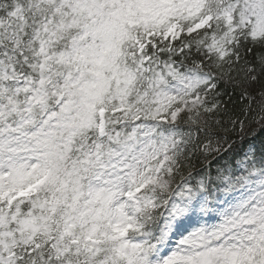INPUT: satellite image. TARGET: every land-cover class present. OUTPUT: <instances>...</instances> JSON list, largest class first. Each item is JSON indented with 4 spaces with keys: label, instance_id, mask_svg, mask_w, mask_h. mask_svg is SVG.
I'll return each instance as SVG.
<instances>
[{
    "label": "snow or ice",
    "instance_id": "snow-or-ice-1",
    "mask_svg": "<svg viewBox=\"0 0 264 264\" xmlns=\"http://www.w3.org/2000/svg\"><path fill=\"white\" fill-rule=\"evenodd\" d=\"M257 119L264 0H0V264H264Z\"/></svg>",
    "mask_w": 264,
    "mask_h": 264
},
{
    "label": "trees",
    "instance_id": "trees-1",
    "mask_svg": "<svg viewBox=\"0 0 264 264\" xmlns=\"http://www.w3.org/2000/svg\"><path fill=\"white\" fill-rule=\"evenodd\" d=\"M229 91H231L229 89ZM227 99V97H225ZM232 140L235 141L237 149L245 148L249 145H254L256 148H260L264 145V123L257 121L246 126L243 133H234ZM215 167V165H213Z\"/></svg>",
    "mask_w": 264,
    "mask_h": 264
}]
</instances>
